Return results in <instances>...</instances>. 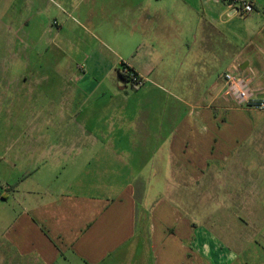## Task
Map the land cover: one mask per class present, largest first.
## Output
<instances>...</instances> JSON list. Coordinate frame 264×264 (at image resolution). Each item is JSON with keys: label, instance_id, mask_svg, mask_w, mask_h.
Listing matches in <instances>:
<instances>
[{"label": "crops", "instance_id": "1", "mask_svg": "<svg viewBox=\"0 0 264 264\" xmlns=\"http://www.w3.org/2000/svg\"><path fill=\"white\" fill-rule=\"evenodd\" d=\"M241 1L0 0V17L25 43L15 61L40 58L37 43L58 50L53 69L18 80L49 130L9 153L22 167L0 180V264H200L209 238L179 205L202 199L193 188L223 186L227 200L233 186H252L254 199L264 196V112L223 92L233 71L264 94V0H245L247 14ZM123 65L144 79L140 88L120 80ZM62 160L80 171L75 180L102 171L92 174L102 192L76 182L56 190ZM138 176L140 199L130 182Z\"/></svg>", "mask_w": 264, "mask_h": 264}, {"label": "rangeland", "instance_id": "2", "mask_svg": "<svg viewBox=\"0 0 264 264\" xmlns=\"http://www.w3.org/2000/svg\"><path fill=\"white\" fill-rule=\"evenodd\" d=\"M7 16L0 17V180L3 182L5 175V169L9 167H22V164H14L10 158L11 149L20 148L22 144L28 145L31 140L32 132L39 130L43 132L48 129L49 123L44 119V116H40V121L35 119L33 113L36 108L32 106L27 100L28 90L22 88L18 80L20 77L27 76L22 74L26 69H53L54 58L53 56L58 53L54 48V43H37L40 47V58L28 57L26 64H22L21 60L15 61L14 56L17 52L20 53L25 43L16 42V38L19 36L17 26L13 24ZM30 47L32 43H28ZM58 45L65 46V43H56ZM17 50L15 52L16 46ZM64 48V47H61ZM30 49V48H29ZM20 50V52H19ZM63 53V52H62ZM61 55V56H60ZM61 61L60 66L68 62L66 55L60 54L57 57ZM57 60V59H56ZM15 61V63H14ZM58 62V60H57ZM14 63V64H12ZM11 69V71L9 70ZM11 72V73H10ZM42 93V92H40ZM46 102V100H45ZM42 107V101L41 106ZM34 108V109H33ZM38 117V116H37ZM36 117V118H37ZM49 130V129H48ZM13 149V151L15 150ZM8 151V152H7ZM91 158L100 156L99 158L104 163L109 162L108 155H86ZM111 156V155H110ZM117 156V155H114ZM120 160H124L126 155H118ZM61 168H57L52 171V180L57 184L56 190H60L64 184L76 182V187L80 185L92 189L91 192L101 193L102 188L98 186V180L92 178V174L102 172L96 170L83 171V175H80L78 180H75L76 175L80 171L71 167L69 161H60ZM94 162V160H93ZM121 163V162H119ZM23 167L21 172L27 171L29 168L28 164ZM89 166H93L92 163ZM71 167V168H70ZM14 174L20 169L13 170ZM128 172V170H121V172ZM11 171H7L9 173ZM109 172L110 171H106ZM130 173L133 171H129ZM141 171L138 173H142ZM105 183L113 182L111 178L106 180ZM135 181V182H134ZM115 181L111 187L115 190H119L123 185H120ZM137 198L142 195L141 189L142 180L141 177H132L130 180ZM80 184V185H79ZM101 184V181H100ZM116 185V186H115ZM120 185V187H119ZM106 195L115 194V191L110 192L108 189L111 187L102 186ZM195 186L192 194L201 196L197 202L185 201L179 203L186 213H193L196 223L201 227L200 230L203 232V237H208V240H201L200 245V264H264V196L261 199L256 200L255 187L252 186H233L227 200H224V188L223 186H210L208 183ZM64 188V187H63ZM242 188V191H241ZM245 188V189H244ZM248 189V191H247ZM191 191V189H190ZM262 191V190H261ZM260 195H263L262 192ZM264 191V187H263ZM148 195L149 202L147 209L154 203V193ZM221 195V196H220ZM259 195V194H258ZM259 195V196H260ZM257 196V197H259ZM223 197V198H222ZM246 197L240 201V198ZM140 199V197H139ZM140 202V201H139ZM260 204L263 207L262 213L259 212L257 218L252 217L251 209ZM141 204V203H140ZM215 211V212H214ZM209 232L211 235L207 234ZM214 240V244L210 241Z\"/></svg>", "mask_w": 264, "mask_h": 264}, {"label": "built area", "instance_id": "3", "mask_svg": "<svg viewBox=\"0 0 264 264\" xmlns=\"http://www.w3.org/2000/svg\"><path fill=\"white\" fill-rule=\"evenodd\" d=\"M253 7L245 0L240 2L239 11L241 14L252 12ZM55 24V22H53ZM120 73L124 76L123 81L133 89L140 88L144 79L130 68H121ZM224 95L227 96L236 107L264 112V94L258 97L256 92L249 86L245 77L229 71L224 75Z\"/></svg>", "mask_w": 264, "mask_h": 264}, {"label": "trees", "instance_id": "4", "mask_svg": "<svg viewBox=\"0 0 264 264\" xmlns=\"http://www.w3.org/2000/svg\"><path fill=\"white\" fill-rule=\"evenodd\" d=\"M123 67H125V65H123ZM119 77H120V79H124V76L119 72Z\"/></svg>", "mask_w": 264, "mask_h": 264}, {"label": "water", "instance_id": "5", "mask_svg": "<svg viewBox=\"0 0 264 264\" xmlns=\"http://www.w3.org/2000/svg\"><path fill=\"white\" fill-rule=\"evenodd\" d=\"M121 80V79H120ZM122 81V80H121ZM258 97H262V96H258Z\"/></svg>", "mask_w": 264, "mask_h": 264}]
</instances>
